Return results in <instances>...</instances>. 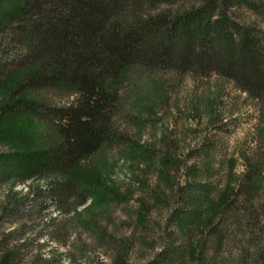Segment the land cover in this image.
<instances>
[{"label": "trees", "instance_id": "1", "mask_svg": "<svg viewBox=\"0 0 264 264\" xmlns=\"http://www.w3.org/2000/svg\"><path fill=\"white\" fill-rule=\"evenodd\" d=\"M178 1L22 0L1 20L0 188L7 191L0 228L32 208L40 215L50 207L64 216L76 213L91 191L80 187L75 167L101 146L123 142L115 119L143 70L213 73L251 98H264V26L239 14L249 10L264 19V0H190L189 9L175 14L146 13ZM43 91L73 100L53 103ZM15 114L38 119L48 133L45 143L12 149L4 124ZM205 150L174 184L168 176L171 155H163L166 189L157 186L153 197L167 213L145 264H218L228 228L240 215L249 234L241 264H264V162L247 165L234 187L218 193L208 176L211 149ZM17 185L26 191H14ZM258 193L256 206L252 198ZM246 201L252 209L240 213ZM137 219L145 228L150 224L144 203ZM9 234L0 236V264H19Z\"/></svg>", "mask_w": 264, "mask_h": 264}, {"label": "rangeland", "instance_id": "2", "mask_svg": "<svg viewBox=\"0 0 264 264\" xmlns=\"http://www.w3.org/2000/svg\"><path fill=\"white\" fill-rule=\"evenodd\" d=\"M21 1L0 0V22ZM190 3L161 4L146 13L175 14L189 9ZM239 14L244 22L264 26V19L249 10ZM1 89L0 84V93ZM41 95L57 104L73 100L72 95L47 91ZM123 97L122 111L115 119L116 131L125 136L123 142L101 146L75 167L78 184L91 191L76 213L64 216L50 207L40 215L32 208L15 222L3 223L0 236L12 232L7 242L10 248L17 247L19 264H145L159 240L157 224L162 225L167 213L153 197L157 186L166 189L160 173L165 171L166 154L171 155L168 176L174 184L185 168L200 163L197 155H205L210 147L208 176L218 193L234 187V179L247 165L256 159L264 162V98L249 97L227 78L143 70ZM4 125L15 150L36 148L48 137L40 121L30 116L10 115ZM260 186L263 189L264 179ZM6 188H0V202ZM26 188L17 185L14 191L23 193ZM257 195L252 198L256 206L261 193ZM142 203L148 209L147 228L138 224ZM249 203L240 213L251 211ZM244 219L240 215L229 226L218 264H241L239 254L248 246L249 236ZM89 221L91 229L86 226Z\"/></svg>", "mask_w": 264, "mask_h": 264}]
</instances>
